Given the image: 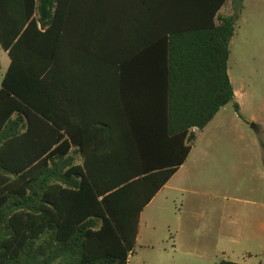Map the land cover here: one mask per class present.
Listing matches in <instances>:
<instances>
[{
  "label": "trees",
  "instance_id": "1",
  "mask_svg": "<svg viewBox=\"0 0 264 264\" xmlns=\"http://www.w3.org/2000/svg\"><path fill=\"white\" fill-rule=\"evenodd\" d=\"M75 3L0 0V45L10 57L0 82V264H129L141 214L187 160L194 129L230 103L240 113L229 59L245 0H169L160 52L139 61L160 69L152 118L166 117L170 139L130 115L129 154L112 152L110 139L112 153L96 156L89 123L75 117ZM228 3L233 14L220 16ZM120 61L113 52L107 64ZM164 143L181 148L171 165L156 161Z\"/></svg>",
  "mask_w": 264,
  "mask_h": 264
},
{
  "label": "rangeland",
  "instance_id": "2",
  "mask_svg": "<svg viewBox=\"0 0 264 264\" xmlns=\"http://www.w3.org/2000/svg\"><path fill=\"white\" fill-rule=\"evenodd\" d=\"M245 6L229 59L232 84L239 94L245 91L239 97L241 112L230 103L200 131L190 161L162 193V208L158 200L148 209L155 228L142 232L129 264H264V249L252 240L249 225L255 207L232 198V165L255 157L243 149H260L264 142V0H245ZM230 14L228 3L221 15ZM9 65L0 45V82ZM256 181L241 177L246 190ZM233 205L239 220L228 218Z\"/></svg>",
  "mask_w": 264,
  "mask_h": 264
},
{
  "label": "crops",
  "instance_id": "3",
  "mask_svg": "<svg viewBox=\"0 0 264 264\" xmlns=\"http://www.w3.org/2000/svg\"><path fill=\"white\" fill-rule=\"evenodd\" d=\"M168 3L169 0H76L72 22L73 53L77 59L78 80L74 85L73 97L75 117L78 121L89 123L87 138L90 149L98 157L112 152L129 154L128 146H123V139L127 137L126 133L130 129L127 121L131 118H139L138 121L143 126L156 123L153 125L158 132L164 134L163 139L166 142L170 139L166 117L158 114L152 118L153 107L158 106L161 101L162 84L157 76L160 69L139 61L140 58L159 54L160 43L164 42L166 32L171 28L170 19L167 18L170 10ZM113 52H118L123 65L107 64L109 55ZM128 59H136L137 65L129 64ZM129 75L135 76H130L129 81ZM129 90H134L136 95L129 94ZM240 92L241 94L235 90L241 112L239 97L245 91L241 88ZM134 101L141 108L137 114L127 110L126 104ZM196 133L198 137L200 131ZM110 139L114 141L112 146L115 147L112 152L109 150L112 144ZM193 149L194 146L178 172L142 212L137 243L142 232L155 228L156 222L148 209L158 200L159 207L162 206V193L177 182L179 172L190 161ZM180 150V147L176 149L175 143L159 144L156 161L171 165L178 161ZM242 152L249 156L254 154L255 157L250 156L242 161V166L238 161L232 165V198L236 203L247 202L254 205V215L249 222L252 240L264 249V150L260 147L243 149ZM252 165L257 166L256 171H253ZM241 177L249 182L257 179L256 186L249 185L247 190L244 189ZM228 215L232 221L240 219L239 211L234 205Z\"/></svg>",
  "mask_w": 264,
  "mask_h": 264
},
{
  "label": "water",
  "instance_id": "4",
  "mask_svg": "<svg viewBox=\"0 0 264 264\" xmlns=\"http://www.w3.org/2000/svg\"><path fill=\"white\" fill-rule=\"evenodd\" d=\"M251 128L254 129V130H257V127H256L255 124H252V125H251Z\"/></svg>",
  "mask_w": 264,
  "mask_h": 264
},
{
  "label": "built area",
  "instance_id": "5",
  "mask_svg": "<svg viewBox=\"0 0 264 264\" xmlns=\"http://www.w3.org/2000/svg\"><path fill=\"white\" fill-rule=\"evenodd\" d=\"M198 130L197 129H194V132H197Z\"/></svg>",
  "mask_w": 264,
  "mask_h": 264
}]
</instances>
